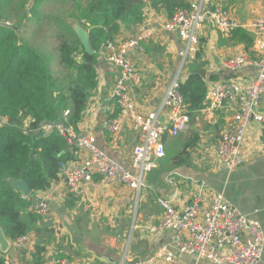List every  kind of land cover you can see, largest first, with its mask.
<instances>
[{
	"label": "crops",
	"instance_id": "obj_1",
	"mask_svg": "<svg viewBox=\"0 0 264 264\" xmlns=\"http://www.w3.org/2000/svg\"><path fill=\"white\" fill-rule=\"evenodd\" d=\"M217 1L229 10L239 27L252 35L253 45L248 49L244 43L232 42V33H223L210 22L198 29L200 57L198 63L186 64L183 81L190 71L203 70L207 74L208 92L226 80L245 83L257 76L256 66L247 64L233 70L225 63L242 54L258 57L255 34L250 26L264 15V0ZM143 4L144 20L137 24L123 21L114 37L150 33L142 48L129 53L134 71L143 75L142 80L137 85L128 83L138 110L150 112L163 100L168 84L179 71L183 43L177 33L165 30L164 24L168 20L165 10L151 7L149 0H144ZM99 57L98 85L90 94L76 131L91 135L103 152L133 173L132 152L139 143L137 133L125 122L117 136L112 137L105 126V120L119 111L113 94L119 69L111 65L103 53ZM258 110L264 113V96ZM164 115L166 118V113ZM235 118L236 113L232 111L202 110L191 115L186 132L175 138L165 136L166 155L157 168L147 174L148 186L143 190L138 206L133 189L106 181L94 167L89 169L77 198L69 192L62 178L53 182L47 191L38 195L52 212L50 220L43 218L34 225L22 249L10 240L7 257L19 264H35L36 246L48 241L45 264H58L55 261L58 257L67 258L71 264H119L125 253L126 263L154 258L151 264H164L155 259L156 252L164 247L170 249L179 264H212L180 253L173 232H151L149 227L157 224L164 214L158 199L171 200V205L181 212L197 195H203L205 201L206 189V192L222 193L238 211L258 220L264 231V126L253 123L248 127L244 164L238 169L229 172L216 159V146L233 128ZM195 136L198 141L188 149V158L174 162L186 142ZM72 151L75 160L88 155L83 148L73 146ZM259 264H264V255Z\"/></svg>",
	"mask_w": 264,
	"mask_h": 264
},
{
	"label": "built area",
	"instance_id": "obj_2",
	"mask_svg": "<svg viewBox=\"0 0 264 264\" xmlns=\"http://www.w3.org/2000/svg\"><path fill=\"white\" fill-rule=\"evenodd\" d=\"M208 22L223 33H232L240 26L229 10L217 0H189L187 7L178 9L164 24L165 30L175 32L181 38L182 59L177 75L166 88L163 100L150 112L138 110L132 89L128 85L129 82L140 84L143 77L134 71L129 53L133 49L142 48V43L150 38V33L118 39L114 37L106 41L102 53L111 65L119 69L113 90L119 111L105 120V126L112 137L117 136L125 122L130 123L132 130L137 133L139 143L132 152V166L135 171L131 173L110 158L96 145L91 135L67 127L63 121L43 123L44 133L57 131L71 145L87 151L88 155L84 159L65 161L60 165V176L72 195L80 196L81 184L87 178L89 169L94 167V171L106 181L133 189L138 206L142 192L148 186L147 174L157 168L159 161L166 155L165 136L178 137L190 126L191 116L180 93V85L186 64L196 60L199 45L197 31ZM250 27L255 34L258 57L250 58L242 54L227 60L225 64L233 70L247 64L256 66L257 76L245 83L226 80L214 85L207 94L205 107L197 111L224 110L236 113L233 128L219 140L215 153L219 164L229 172L244 164L248 127L253 123L264 126V113L258 110L264 96V15ZM6 121L3 118L2 123L5 124ZM205 193V201L203 195H197L181 212L171 205V200L158 199L164 208V214L149 230L173 232L175 245L180 253L196 256L212 264H259L264 255V231L261 223L238 211L222 193L212 190L206 192V189ZM31 209L50 220L52 212L42 198L31 205ZM28 238L29 235L21 236L12 242L21 249ZM126 259L125 253L119 264H151L154 260L152 258L126 263ZM155 259L164 264H179L176 256L167 247L157 251ZM55 261L58 264H71L63 257ZM7 264L19 263L7 257Z\"/></svg>",
	"mask_w": 264,
	"mask_h": 264
},
{
	"label": "trees",
	"instance_id": "obj_3",
	"mask_svg": "<svg viewBox=\"0 0 264 264\" xmlns=\"http://www.w3.org/2000/svg\"><path fill=\"white\" fill-rule=\"evenodd\" d=\"M51 1L72 3V10H64L67 15L58 18L62 26L58 34L59 61L64 76L52 73L43 50L24 42L20 25H6L5 5L9 1L0 0V226L11 241L28 235L45 218L32 210L31 205L40 201V193L61 179V163L74 158L68 139L57 131L44 133L43 123L63 121L67 127L79 130L90 94L98 85L97 65L106 41L119 33L123 21L137 24L145 18L144 4L127 8V0H20L19 12L24 10L27 18L40 20L41 6ZM149 2L151 7L165 10L169 19L178 9L187 7L189 0ZM67 19L89 32L93 53L85 51L73 23ZM231 37L232 42L244 43L248 49L253 45L252 35L242 27L234 30ZM199 57L198 50L194 62L198 63ZM180 93L188 113L194 115L206 105L207 82L192 70L181 82ZM3 118L7 123H2ZM197 141L198 136L187 141L174 162L187 159L188 149ZM13 179L25 182L31 194L25 197L17 191ZM46 252L45 244H38L34 263L45 264ZM0 264H7L6 253L0 254Z\"/></svg>",
	"mask_w": 264,
	"mask_h": 264
},
{
	"label": "rangeland",
	"instance_id": "obj_4",
	"mask_svg": "<svg viewBox=\"0 0 264 264\" xmlns=\"http://www.w3.org/2000/svg\"><path fill=\"white\" fill-rule=\"evenodd\" d=\"M7 1H9L5 5L7 23L9 25L15 23L20 25V33L24 42L43 50L42 53L48 56L50 60L51 70L54 75H66L59 61L58 48L61 39L58 34L62 32V26L59 25L58 18H64L67 15L68 12L66 13L64 10H72V3L70 2L69 5H64L58 1L45 3L39 10L41 19L35 20L27 18L24 10L19 12L18 5L20 0ZM67 21L74 24L73 20L67 19ZM44 244L47 245L48 241L44 242Z\"/></svg>",
	"mask_w": 264,
	"mask_h": 264
},
{
	"label": "water",
	"instance_id": "obj_5",
	"mask_svg": "<svg viewBox=\"0 0 264 264\" xmlns=\"http://www.w3.org/2000/svg\"><path fill=\"white\" fill-rule=\"evenodd\" d=\"M143 3H144V0H127V8H129L133 4H140L141 5ZM6 25L9 26L8 23H6ZM73 30H74L76 36L78 37V39L80 40V42L82 43L85 51L87 53H90V54L93 53V49L91 48L90 39H89V32L83 26H81L79 23L73 24ZM194 72L199 73L204 78L207 77L206 72L203 70L195 69ZM12 183L14 185V188L17 191H20L25 197H28L31 194V189L22 180L13 179ZM250 218H252V217H250ZM10 246H11L10 240L5 235L3 228L0 226V251L2 253H7ZM136 261H138V260H136ZM130 263H137V262L133 261Z\"/></svg>",
	"mask_w": 264,
	"mask_h": 264
},
{
	"label": "bare ground",
	"instance_id": "obj_6",
	"mask_svg": "<svg viewBox=\"0 0 264 264\" xmlns=\"http://www.w3.org/2000/svg\"><path fill=\"white\" fill-rule=\"evenodd\" d=\"M2 253V252H1Z\"/></svg>",
	"mask_w": 264,
	"mask_h": 264
}]
</instances>
